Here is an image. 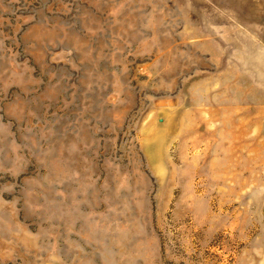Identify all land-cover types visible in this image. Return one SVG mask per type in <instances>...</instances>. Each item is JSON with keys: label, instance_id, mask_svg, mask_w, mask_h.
<instances>
[{"label": "rangeland", "instance_id": "obj_1", "mask_svg": "<svg viewBox=\"0 0 264 264\" xmlns=\"http://www.w3.org/2000/svg\"><path fill=\"white\" fill-rule=\"evenodd\" d=\"M0 264H264V0H0Z\"/></svg>", "mask_w": 264, "mask_h": 264}]
</instances>
